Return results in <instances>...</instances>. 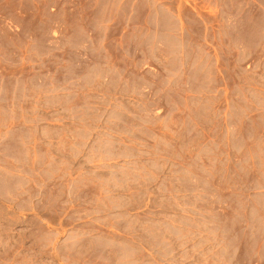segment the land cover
I'll use <instances>...</instances> for the list:
<instances>
[{"label": "rangeland", "instance_id": "rangeland-1", "mask_svg": "<svg viewBox=\"0 0 264 264\" xmlns=\"http://www.w3.org/2000/svg\"><path fill=\"white\" fill-rule=\"evenodd\" d=\"M154 1L0 0V264H264V0Z\"/></svg>", "mask_w": 264, "mask_h": 264}, {"label": "crops", "instance_id": "crops-1", "mask_svg": "<svg viewBox=\"0 0 264 264\" xmlns=\"http://www.w3.org/2000/svg\"><path fill=\"white\" fill-rule=\"evenodd\" d=\"M57 10L70 13H90L78 19L79 24L88 23L91 26H103V22L112 19L110 13L136 11H145L149 13V19L155 23H163L165 27L172 28L174 24L172 11H177V8L169 7L167 4L157 3L154 0H55ZM60 1L64 2L63 7H59ZM107 13V15H104ZM161 16V18H160ZM78 17V16H77ZM127 21L131 20L128 16ZM159 23V25H160ZM86 41H80L79 46H82Z\"/></svg>", "mask_w": 264, "mask_h": 264}]
</instances>
